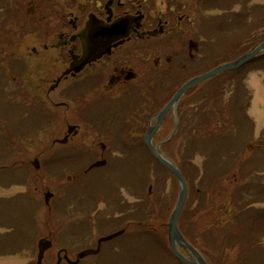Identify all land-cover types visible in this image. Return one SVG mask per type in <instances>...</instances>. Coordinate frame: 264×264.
Segmentation results:
<instances>
[{"label": "flooded vegetation", "instance_id": "obj_1", "mask_svg": "<svg viewBox=\"0 0 264 264\" xmlns=\"http://www.w3.org/2000/svg\"><path fill=\"white\" fill-rule=\"evenodd\" d=\"M21 13L12 15L16 19L3 41L8 64L2 80L9 87L0 88V170L6 176L25 171L29 183V174L34 175L31 185L37 188L40 181L53 194L46 202L45 235L37 240H51L45 253L53 250L60 264H70L84 250L98 249L76 263L96 264L94 257L102 249L115 252L120 248L116 239H133L136 230L131 226L142 223L145 175L157 176L161 170L146 152L149 126L158 124L152 136L155 146L171 161L191 166L190 90L184 93L183 108L181 97L163 119L155 117L184 82L207 71L222 52L207 47L192 0H26ZM24 103L30 107L22 119L17 113ZM34 124L36 131H29ZM151 191L148 196L154 198ZM185 201L182 225L191 218L190 187ZM156 203L158 210H170L169 197L158 195ZM57 209L63 212L53 221L72 225L69 239L76 244L58 238L49 216ZM114 210L119 215L111 217ZM84 213L91 222L90 238L85 237L87 230L82 233L83 221L68 220ZM100 223L118 226L100 236L120 232L101 242L96 237L93 243ZM164 226L167 220L160 222Z\"/></svg>", "mask_w": 264, "mask_h": 264}, {"label": "rangeland", "instance_id": "obj_2", "mask_svg": "<svg viewBox=\"0 0 264 264\" xmlns=\"http://www.w3.org/2000/svg\"><path fill=\"white\" fill-rule=\"evenodd\" d=\"M262 3V9L264 7V0H248V6H252L257 3ZM5 5H7L6 1H3ZM9 3V11L7 13L0 15V62H2L3 66L5 67L6 64H8V61L5 60V57H3V38L5 37L6 33L2 30H6L5 27H3V22L6 21V19H16L14 16L12 17H4L8 15H14V14H22V11H25L26 8V0H8ZM21 7V9H20ZM241 9V5H236L232 10L236 13H242L245 15L244 17L247 18H241L239 21L230 23L227 20L222 21L220 26V31H216L214 27H212L208 35L214 34L215 39L211 42V46L214 47V50L220 49L221 51L225 52V55L228 53L236 52L240 48V41L245 36L246 31L242 30L243 28H247L248 24L254 26L258 23L257 18H261V20L264 17V11H260L257 8L253 12V14H248L250 11L243 12L239 11ZM251 10H253L251 8ZM219 11V10H218ZM239 11V12H238ZM214 11L213 13H215ZM233 11H230V14ZM24 13V12H23ZM204 19H209L211 14L208 12H204ZM248 14V15H247ZM236 16L231 15L230 21H234ZM27 19V18H26ZM260 20V21H261ZM27 22V20H26ZM263 22V21H262ZM264 25V23H263ZM29 23L27 22L24 24L25 30L28 29ZM254 27L250 32H255ZM252 32V33H253ZM248 34V33H247ZM246 34V35H247ZM209 40V38H208ZM249 40L245 39L243 40L244 45L246 46L248 44ZM243 47L241 46V50ZM264 70L257 71L254 73H251L248 78L249 88L252 89V100L250 108L248 109V113L251 116L250 121H241V127L236 128V125H238L236 117L238 114L236 110L239 109L238 106V94L235 99H230L229 101H226L225 99L221 101L220 105L225 108L227 113L226 117H228V120L231 122L229 126H226L225 128H219L216 124H212L210 121L207 122V125L205 126L209 131L212 132H218L222 133V135L229 134L232 139L227 138L223 141H217L218 144L215 146L213 142H210L209 139L206 140L205 137L199 136V144L195 147H193V161L197 165V170L194 172V170L188 171L187 175H195V177H192V213L190 218V224L187 225V233L190 235V237H196L195 242L196 244L204 250L206 254L213 255L209 260L211 264H223L222 261L218 262V260L215 258V256H223L230 260L232 257V254L235 252L237 248V244H243L245 246H248V243H252L250 245V254H251V263L252 264H264V226L261 224H256L254 221L255 219H259V222L263 221L264 223V211L260 209L261 205H264V203H258L256 204L257 210H254V213H252V220L253 222L248 219L247 215L244 212H237L233 216V225L237 227L235 231V235L227 236L226 231L224 235L220 234L219 224H208L212 219L219 218L224 220L226 216L224 213H226L225 208H221V203L215 204V206H218L220 208L211 207V208H201L200 202L195 203L193 200L196 198V188H199L200 183L203 184L201 188L204 189V191L201 193L203 197H207L206 190L208 188H211L213 186L214 189H239L244 184H248V189H257L260 188V184L258 185V181L254 177H249L246 175L245 171L247 170L246 161L251 158L255 165L250 167V174L253 170L257 169V173H253L254 176L260 177V183L262 181V186L264 184V83H263V76H264ZM3 71L0 73V79H5L3 75ZM260 74V75H259ZM232 79V78H230ZM229 79L225 80L224 82L229 84ZM2 86L0 88H7L9 87V83L7 80L1 81ZM248 90V89H247ZM249 91V90H248ZM243 91H240L238 93L243 94ZM236 93L231 94V97L235 95ZM249 97V96H248ZM248 106V99L247 96H244V105ZM30 104L24 103L21 107L22 110L18 111V117L24 116L26 118V111L29 109ZM240 109L241 106H240ZM242 114L244 115V109H242ZM33 115V114H32ZM1 118V117H0ZM195 119V122L199 123L200 121ZM1 120H3L1 118ZM235 126V129H234ZM2 128V125L0 126V129ZM205 128V129H206ZM232 128V132L229 131ZM29 131H36L35 124L31 129L29 128ZM28 131V132H29ZM208 131V132H209ZM207 132V133H208ZM220 140V138H219ZM229 144H232L231 147H229ZM246 147H249L247 149L248 154L246 151ZM207 148V149H206ZM211 148H214V151L210 153ZM208 152H207V151ZM250 151V154H249ZM252 151V152H251ZM209 153V154H208ZM2 152L0 150V158L2 157ZM208 154V155H206ZM246 155V159L243 160V162H239L240 166H238V169H236L238 173V184L232 183L233 180L231 178L222 179V176L218 177L220 168H226L227 170H234L236 166L235 159L237 160L242 156ZM243 158V157H242ZM11 162V161H10ZM121 168V167H120ZM226 170V171H227ZM225 171V172H226ZM224 172V173H225ZM254 172V171H253ZM4 172L0 170V176H2ZM193 173V174H192ZM233 174V172H231ZM30 175V187L26 185V175L22 172H17L15 175L8 176L7 178L3 177L0 178V243H2V247H0V251L6 248V244L8 241V237L11 241V244L13 242L18 243L17 247L12 248H6L4 251L0 252V264H36V249H34V242L37 241V238L42 236V232L36 231L35 228H38L40 230H44V226L41 225V218H43L44 224L47 226L48 218L47 215H44L45 212H47V209H45L46 205L43 204V201L41 200L42 192L40 188H34L31 183L33 182L34 175ZM147 175V174H146ZM252 175V174H251ZM231 176V174H230ZM23 177V178H22ZM161 178V180H160ZM23 179V180H21ZM52 176L49 177L48 183L50 185H53ZM216 180L212 183L213 180ZM217 181L220 182L221 185L217 184ZM231 181V182H230ZM115 183V179L113 181ZM250 182V183H249ZM189 183V182H188ZM19 184V185H16ZM41 182L39 181L37 183V186H39ZM149 184H152V190H153V196L156 195L154 198L149 197L146 200L145 205V211H143V218L139 216V220H146V222H149L153 224L156 228L155 234L159 236H164L167 240V233H165V230L160 229V222L163 220H167L169 212L167 211H161L157 209V203L156 199L158 198V195L161 196H167L169 197V205H171L170 209L173 207V204L176 200V194H177V184L173 178H171L168 173L161 172L159 175L155 176L153 172H149L148 175L145 178V192L147 193V187ZM190 184V183H189ZM11 185V186H10ZM257 185V188H255ZM245 186V185H244ZM71 187V185H69ZM246 187V186H245ZM54 190V189H52ZM215 191V190H214ZM24 192V193H22ZM36 193L38 195V201L37 200H29L26 195H29L28 193ZM124 192V191H123ZM247 190H245V193ZM68 193V190H67ZM149 195V194H148ZM239 192L234 191L233 197L238 198ZM31 197L34 196V194L30 195ZM69 196L73 197L74 194H69ZM11 197V199H10ZM5 199V200H3ZM55 197L50 200V202L54 201ZM130 199V198H129ZM196 200H198L196 198ZM199 201V200H198ZM38 202V203H37ZM70 200L67 199L65 205L69 204ZM64 205V206H65ZM74 206V204H71ZM230 206V205H229ZM101 208V205H99V208ZM228 208V207H227ZM97 209V210H98ZM240 209H244L243 207H240ZM97 210L93 211L96 212ZM129 214H131V207H129ZM228 211L230 209H227ZM63 210L57 209L54 210V212L49 215L52 216L51 221H53V218H59L62 215ZM110 216H116L119 215V211H110ZM163 213V214H162ZM94 214V213H93ZM137 215V213H135ZM75 218V220L83 221L85 224V228L83 229V232H88V235L85 236L86 238H90L91 236V222L88 221L86 218V213L79 217H73L70 216L69 219ZM34 219V221H33ZM60 219V218H59ZM2 221H9L11 224L16 228V231L13 227H8L6 224H2ZM107 221V220H106ZM126 221V220H125ZM180 221H185V212L182 213L180 217ZM56 222V219L53 221V223ZM77 222V221H76ZM37 223V224H36ZM261 225V226H260ZM55 227H57L58 233L61 235V239L64 242H72L71 239L73 236L70 234V228L72 225L66 226L64 222L59 220V223H55ZM79 229V232H81V227L77 226ZM118 226H115L112 223H100V228L95 227L94 233L97 231V229H100V234H107L114 230H116ZM133 230H136V236L133 239H127L123 238L121 240L116 239L115 243L119 245L120 248H116L115 252H112L111 254L108 253L107 248L111 243H105L102 249V253L98 254L94 258L97 259L96 264H178L176 260L171 256H165L163 249L158 244V239L155 236L152 235L151 237L148 235H145L144 231L146 229V226L138 227L136 225H132ZM34 228V230H33ZM15 231V232H14ZM69 231V232H68ZM77 231V233H79ZM190 232V233H189ZM32 236V241L31 237ZM140 235V236H137ZM156 235V236H157ZM8 236V237H7ZM236 236V239L234 240ZM97 237V236H96ZM91 241L94 243L95 238ZM34 238V239H33ZM78 241H81V237H78ZM260 238V239H259ZM76 240V238H75ZM151 240V241H150ZM30 241V242H28ZM154 241V242H153ZM261 243L258 244V243ZM72 243H75L73 241ZM154 243V244H153ZM263 243V244H262ZM15 244V243H13ZM55 247V246H54ZM249 247V246H248ZM230 256H228V255ZM238 257H239V249H238ZM93 258V259H94ZM92 259V258H88ZM225 259V260H226ZM249 260V262H250ZM56 262L55 253L53 250H50L45 253L44 256V264H54ZM248 262V263H249ZM64 264V263H62ZM88 264V263H83Z\"/></svg>", "mask_w": 264, "mask_h": 264}, {"label": "trees", "instance_id": "obj_3", "mask_svg": "<svg viewBox=\"0 0 264 264\" xmlns=\"http://www.w3.org/2000/svg\"><path fill=\"white\" fill-rule=\"evenodd\" d=\"M215 1H217V0H215ZM239 1H241V0H236V2H239ZM242 6L244 9H251V8H257L260 5L248 6L247 1H244ZM2 31H5V30H2ZM256 32H259V33H257L255 37L252 36L249 39L248 44L244 47V49L242 51L234 52L233 54H231L229 56L226 55L225 58L222 57L221 62L227 61V60H229V58L230 59L235 58L241 52H244V51L250 49L257 42L264 41V28L263 29L258 28ZM3 41H4V38H3ZM217 63L218 62H215L211 66H213L214 64H217ZM256 69H264V56L260 57L258 59H254V60L249 61L247 64H245L244 66L240 67L237 70H230V71H226L224 73H221V74L217 75L216 77H214L208 81L201 82V83L197 84L196 86H194L192 89H190L189 93H191V98H192L191 111H192V115H193L192 131L194 133V136H202V137L204 136L205 137V135H206V140L207 139H209V141L212 140L210 142H213L215 146L218 144L217 141H223V140H226L227 138L232 139V137L229 134L222 135V133L212 132V131H209L205 126L207 125L208 121H210L212 124H216L219 128H225L226 126H228L227 122H229V120L226 119L225 117H226L227 113H229V112L226 111L225 108L220 105V103L224 99L226 101H229L230 99H235L234 97L237 96V93L240 90L241 91L246 90L244 80H245L249 71L256 70ZM230 78H232V79H230ZM227 79H229L228 80L230 82L229 84L224 82ZM233 93H236V94L231 97V94H233ZM238 98H240L239 94H238ZM184 104H185V97H183L182 102L180 104V107L183 108ZM244 115L242 113H240L239 119H243ZM196 118H198L197 120L200 121L199 123H197V121L195 122ZM229 129H230L229 131L232 132V128H229ZM219 138H220V140H219ZM194 146H195V142L193 143V147ZM231 146H232V144H229V147H231ZM212 151H214V148H211L210 153ZM182 163H184V161H182ZM162 168L168 172V170L166 168H164L163 166H162ZM192 170H194V172H195V167H193ZM168 174H170V173L168 172ZM170 176H172V174H170ZM243 188H245V187L244 186L241 187V190ZM244 192L245 191L239 193L240 194V200L243 201L242 203H238V202L233 200L230 203V207L227 208L225 206L226 204H223V205H221V208H225L226 209L225 212L231 216H233L238 211L240 213L244 212L247 215L248 219L252 223L253 220H252L251 216H252V213H254V210H253L254 208L252 207L251 201H244L246 199V195L248 193L247 192L244 194ZM197 195H199V194H197ZM226 201H228V200H226ZM204 203H205V200H204V198H202V204H200V207H202V205ZM212 206H214V204H212ZM170 207H171V205H170ZM240 207H243L244 209H240ZM203 208H206V207L203 206ZM227 209H230V210L228 211ZM254 221L256 222L255 225L261 224L262 226H264L263 221L259 222V219H255ZM187 225L188 224H183V225L181 224L180 228L184 232L185 236H187L188 238H191L190 237L191 233L189 232L190 235L187 233ZM161 229L165 230V233H166V228H161ZM232 229H233L232 224L227 225V227H226V235L227 236L233 237L235 235L236 230H234V229L232 230ZM146 230L147 231L144 232L146 235L149 233V236H152V233L153 234L155 233V231H153V230H152V233H150L151 232L150 228H148ZM192 237H193V234H192ZM159 238L163 242L164 246L166 247V253H164V255L173 257L178 264H183L181 261L177 260L174 257L173 253L169 249L168 242H167L166 238L164 236H162V237L159 236ZM235 239H236V236H235L234 240ZM191 240H193V239H191ZM236 241H237V239H236ZM251 244H252L251 242L248 243V246H249L248 247V246H245L243 244L238 243L237 248H236L235 252L232 254V257L230 260L226 259L224 257V255L221 257L215 256V258L217 257L216 259L218 260V262L222 261L223 264H252L251 260H250V258H251L250 245ZM238 249H239V257L237 255ZM207 255L206 256L209 259L213 256L210 254H207ZM228 256H230V255H228ZM249 260H250V262H249ZM160 264H162V263H160Z\"/></svg>", "mask_w": 264, "mask_h": 264}, {"label": "water", "instance_id": "obj_4", "mask_svg": "<svg viewBox=\"0 0 264 264\" xmlns=\"http://www.w3.org/2000/svg\"><path fill=\"white\" fill-rule=\"evenodd\" d=\"M261 51H264V42L258 44L252 51L244 53L243 55L239 56L235 60L228 62V63H224L222 65H219V66L213 68L212 70L208 71L207 73L200 75L198 77H195V78L191 79L190 81L186 82L178 90V92L176 93L174 98L170 101V103L158 115H156L158 122H159V120H161L163 118V116L165 115L167 110L170 108L171 104L175 103L176 100L180 97L181 94L184 93V91L186 89L195 85L198 82L209 79V78L213 77L214 75H216L220 72L230 70V69H235V68L242 66L243 64H245L249 60L256 57L257 54L260 53ZM156 127L157 126H155L154 128H149L147 133L145 134L146 145L149 148L150 152L161 162V164L166 166L169 169V171L175 175L177 182H178V185H179L178 199H177L176 205H175L174 209L172 210V212L169 216V220H168V241H169L170 249L172 250L174 256L177 259L181 260L184 264H210L207 261V259L201 254V252L198 251L184 237V235L182 234V232L180 231V229L178 227V217H179V214L181 212L182 206L184 204L185 196H186V181L182 175V172L178 168V166L171 163L170 160L168 159V157L163 152H161L160 150H157V149H159V146L155 147L152 144V135H153V132L155 131ZM114 235L115 234H112L110 236H106V237L102 238L100 241L107 240V239L113 237ZM50 245H51V243L49 241H47V243H44V242L42 243V241H40L38 261H37L38 264H41L43 252ZM179 247L186 250L188 255L186 256L185 254H183L180 251ZM95 252L96 251H91V250L84 251L82 254H80V257H83L84 255H87V254L95 253ZM73 263H75V262H73Z\"/></svg>", "mask_w": 264, "mask_h": 264}]
</instances>
